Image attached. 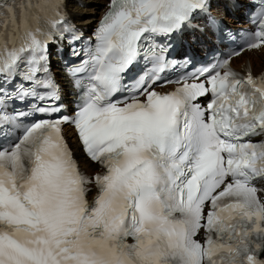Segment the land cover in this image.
I'll list each match as a JSON object with an SVG mask.
<instances>
[{
	"label": "snow or ice",
	"instance_id": "6c2138e0",
	"mask_svg": "<svg viewBox=\"0 0 264 264\" xmlns=\"http://www.w3.org/2000/svg\"><path fill=\"white\" fill-rule=\"evenodd\" d=\"M68 2L0 0V264H264V68L232 67L264 49V0L190 72L172 54L225 34L213 0H103L89 35Z\"/></svg>",
	"mask_w": 264,
	"mask_h": 264
},
{
	"label": "bare ground",
	"instance_id": "6f19581e",
	"mask_svg": "<svg viewBox=\"0 0 264 264\" xmlns=\"http://www.w3.org/2000/svg\"><path fill=\"white\" fill-rule=\"evenodd\" d=\"M102 4L103 0H69L68 10L73 19L78 21L80 24H87L94 20L98 14H100V12L103 10ZM245 61L249 62L250 67L254 71L259 72L262 68H264V49L258 51H249L241 58L234 59V63L237 64L244 63ZM75 149L77 155L82 161V164L87 168L88 172L91 173L95 171L93 164L81 156V152L78 148Z\"/></svg>",
	"mask_w": 264,
	"mask_h": 264
}]
</instances>
